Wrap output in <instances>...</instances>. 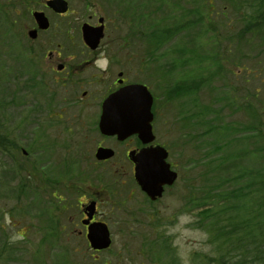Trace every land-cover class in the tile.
Masks as SVG:
<instances>
[{
  "label": "rangeland",
  "instance_id": "obj_1",
  "mask_svg": "<svg viewBox=\"0 0 264 264\" xmlns=\"http://www.w3.org/2000/svg\"><path fill=\"white\" fill-rule=\"evenodd\" d=\"M0 1L6 4L5 0ZM67 1L69 2L71 13L67 19L68 25L64 30L66 34L70 31L71 37L74 39L75 48L78 47L80 49L79 47L82 45L81 26L84 23L96 24L99 18H104L107 23V33L104 40L107 54H112L113 56V54H139L142 52L143 54L140 55L145 69H154L153 67L164 69V72H162L163 76L157 74L150 78L146 77V75L156 72L147 70L146 74L142 76L134 71L129 73L132 82L141 81L144 84H148L152 92L158 96L156 129L162 143L169 145L174 136L177 137L181 134L184 126L186 127L187 124L185 125V122L181 119L177 123V118L184 115L190 117L194 113V109L197 110V106L194 105L195 102L199 103V107L209 105L212 108H217L218 112L221 111L219 116L218 113L212 115V125L217 129L213 132L211 141H218L217 145H223L222 141L215 139L220 137L219 134L222 132L220 127L222 125L230 124L232 128H237L239 125L249 121L250 117L248 119L247 115H244L245 111L243 110L249 101L254 102L258 108L264 106V54H260L261 56L253 60L244 58V53L248 51H245V48H240L238 45L239 32L243 29L244 22L241 21V17L235 12V7L228 0H212V8H208L205 2L200 5L201 12L206 15L204 25L207 28L202 27L192 30L193 32L189 35L191 42L197 47V54L178 53L180 50L177 47L180 44L178 37L182 35L175 37L168 44L167 49L171 50L169 53L165 54L163 50L159 54H154V47L151 45V42L147 41V37L151 33L148 32L149 29H147L148 31L144 30L146 42L143 48L136 35L135 39L132 38L130 42L127 41L126 36H130L128 34V27L121 24L118 13L114 14L113 12L114 7L110 8L107 3H103L101 0ZM241 1H239L238 5H240ZM150 2L152 4L151 7H146L145 5L139 8L137 6L139 9L137 10V14L144 13L143 19L146 20L147 28L149 25L151 27V25L157 23L155 27L159 28L158 31H163L162 25L169 24L170 20L172 22L175 20L176 24L181 25L179 20L175 19V17L179 18V16L183 20L181 26L186 27L190 25L188 21L192 19L184 18L182 16L184 11L172 12L170 15L167 13L169 17H164L163 5L155 1ZM181 4L184 9L190 10L195 5L193 4V0H183ZM148 9L152 11L151 14L156 13L152 15L153 20L148 19ZM212 10L215 11L214 14ZM225 10L228 11V15L222 17V13ZM217 14V20L215 18L211 19V17ZM235 18L239 20L235 21ZM154 20H156V23ZM167 27L169 26H166V29L169 30ZM31 28L33 26L30 23L27 24V27L23 25L15 26V54L6 55L8 53H5L2 48L0 49V75L4 74L3 77L0 76L2 78V83L0 81V91L5 93L4 105L7 103L6 109H9L6 112V127L9 129L10 135L15 136V140H17L19 145V149L15 154L20 155L21 151H24L29 156L30 147L35 135L34 129L40 135L46 136L49 132L48 129L51 128V134L57 137L58 141L63 142L68 149L66 152H59V150L56 152L62 154V157L59 159H62L63 156L68 162L74 159L76 167L77 164L92 166L91 161L93 164L95 162L96 146L101 141L100 134L99 132L97 133V125L76 119L70 122L68 120L52 121L54 118L52 117L53 114L58 113L59 97H57L55 102L50 103L41 98L40 95L36 98L30 94L29 76L33 74H29L28 62L21 55L29 53L27 52L28 50L24 49V45L19 44L17 40L24 35V40L28 42L27 32ZM53 29L55 28L51 27L48 35L40 34L36 42H31L32 52H39L40 54L42 51L45 52L46 49L51 50L55 48V43L57 42ZM232 35L234 41L231 42L229 38ZM210 37H215V40L209 47L200 45V43H207ZM48 43L50 44L49 46H47ZM240 46L242 47V44ZM228 51H232V53H228ZM162 54L165 55L154 65L157 57ZM246 55L249 56L250 54ZM209 60L211 66L215 64L218 67H213L215 71H211L208 74L207 72L204 73V76H209L208 79H205L207 82L205 85L203 78H195L194 75L201 66H210ZM192 61L203 62L198 65L190 63ZM37 62L40 63V61ZM177 62L178 66H176ZM39 69L40 66L37 68L38 74L40 73ZM33 70H31L32 73ZM6 72L13 76L12 80H8L9 77H6ZM167 80L170 81V84L167 83ZM185 81H189L193 87L192 92L190 91L191 94L198 92V101H194V98L189 99L190 96L187 97V95H177L179 89L187 88V86H180ZM208 84L209 86H207ZM165 89L173 91V97L176 98L174 104L170 103L167 98L163 99L162 96L165 94ZM253 92L257 94V98L251 95ZM39 93L43 94V91L39 89ZM79 97L81 96L79 95ZM241 105L244 106L240 107ZM224 107H227V109H224ZM237 109L244 112L237 113L239 112ZM59 110L61 109L59 108ZM78 113L79 111L77 112L76 109H72L67 116L76 117ZM32 116L34 121L29 120ZM204 120H207V118L204 117ZM22 125L24 127L21 129ZM232 138L233 133L231 132V137L228 136L226 141H230ZM52 139L57 140L55 138ZM205 139L203 143L204 148L200 150L210 154L214 151V147L207 149L206 146L209 139ZM105 143L110 145L108 142ZM236 144H240V147L245 145L243 140L233 141L231 148L228 147L226 149L227 153L230 151V154H223V156L229 158V156L235 155ZM256 147L259 148L260 144L255 142V139L249 141L247 148L254 150ZM261 148H263V157L255 160L249 158L245 161H242V159L241 161H236L244 164V168L246 169L252 166H256V168L263 167L264 143H262ZM120 155H123L122 151ZM236 155H239V153ZM42 156L36 152L25 159L23 156H18L15 159V165L22 163H31L34 166L40 165L39 174H34V178L30 175L32 168L29 167L20 180H15L16 189L23 186L27 190L23 192L26 193V196L20 197L15 192V189L9 191L1 189L0 249L1 245L8 240L10 246H13L14 251L7 255L6 262L0 264H192L190 260L193 253L209 254L207 234L203 233L198 227L196 229L194 227L189 228L191 224L196 226L199 218H195V216L194 218L191 216L179 217L178 222L170 228L172 234L176 236L173 244L174 248L167 250L161 243H157L155 237H158V233H155V235L152 233L153 229L147 225V216H134L129 209L125 210V208H122L120 212H116V216H104L105 218H103L109 227L110 224L112 226L113 244L110 249L111 252H102L101 254L91 252L88 249L86 240L78 235V228L80 227H76L79 217L78 208H76L77 195L73 191L76 189L70 187L64 190L52 184L45 185L42 183L43 179L48 176ZM84 158H87L88 161L84 162ZM197 158H199L198 154L195 159ZM4 162H6V165L12 164L11 162V164L7 162V160L0 159V165ZM72 164L73 162H71ZM217 166L210 164L211 168H216ZM77 172L78 170H71L67 175H74ZM200 187L201 184H198L197 188ZM34 191H38L36 193L38 195H35ZM20 193L22 192L20 191ZM53 194L65 199L66 202L64 203L69 202V210L63 216H55L60 212L57 205L61 203L51 198ZM202 194V192L197 194V199L202 198ZM14 196L15 202L13 201ZM259 198L264 200V194L260 195V197L258 193L257 197L255 194V201L253 202L255 207L256 205L258 207ZM14 206L15 213L12 209ZM35 213L41 215H36ZM45 214H53L54 216H51L50 219V216H46ZM246 214L249 213L244 212L242 206V211L239 214L241 216L239 222L242 225V229L243 227L247 228L252 223ZM168 217L174 219L177 216ZM71 219H73L74 224L70 222ZM15 224L19 226L15 227ZM76 230L77 233H75ZM51 235H54V237H51ZM167 244L169 245V243ZM177 254L181 260L178 257H176L177 260L175 259Z\"/></svg>",
  "mask_w": 264,
  "mask_h": 264
},
{
  "label": "flooded vegetation",
  "instance_id": "obj_2",
  "mask_svg": "<svg viewBox=\"0 0 264 264\" xmlns=\"http://www.w3.org/2000/svg\"><path fill=\"white\" fill-rule=\"evenodd\" d=\"M8 1H15V25L27 26L30 23L33 26L32 29H35L34 13H44L49 20L50 27L55 28V35L57 34V27L60 28V36H62V32L64 35L68 13L58 14L54 9L48 7L47 4L51 0ZM91 25L98 27L100 24ZM106 31L107 24H105ZM40 34L46 33L41 32ZM55 44L56 50L42 51L44 54L42 52L30 54L32 57L31 66L34 69L33 73L30 74H33L30 76V94L36 98L40 95L41 98L50 103L55 102L59 97L58 107L61 110L57 108L58 113L53 114L52 121L55 122L63 120L70 122L76 119L96 124L98 128L101 122L103 104L107 98L124 87L140 82H132L129 73L134 71L140 76L146 74L140 54H113V56L112 54H101L106 47L104 43L96 52L83 45L79 54H72L67 50V39L63 36ZM39 66L40 73L38 74L37 68ZM39 89L43 91V94L39 93ZM72 109L79 111L76 117L67 116ZM157 110L158 104L156 107L153 106L155 116L153 122L155 141L153 143L142 142L138 135L120 141L115 136H103L99 133L101 141L96 146L95 162L93 164L91 161L92 166L77 164L76 167V161L73 159V164L68 167L66 165L67 159L64 156L59 159L62 154L56 153L58 150L59 152L68 151L67 146L51 134L52 129H48L49 132L46 136L40 135L34 129L35 135L30 155H34L36 152L43 155L42 161L46 166L45 171L48 176L43 179L42 183L45 185L52 184L64 190L70 187L76 189L73 190L77 195L76 208H78L79 216L76 227H80L78 228V235L86 240L91 252H94L91 250L89 240L91 229L102 223L107 224L103 220L104 216H116V212H120L122 208L129 209L134 216H147V225L153 229L154 235L165 228L166 236L173 238V240L175 238L168 231L171 230L170 225L172 223L178 222V218L167 217L164 220L163 216H195L194 137H190L187 143H181L179 136H177V139L172 143V149H169L170 146L160 141L161 138L156 130ZM29 120L34 121L33 116ZM23 127L24 125L20 128ZM159 146L168 151L167 163H169L171 171L177 175V179L172 185H165L162 188L160 197H155L159 190L158 185L152 181L146 186V191L142 189L135 178V164L132 157H136L139 153H148L151 149ZM101 148L112 149L114 155L110 159L99 160L97 152ZM121 151L123 152L122 156L120 155ZM186 152H188L187 157L185 156ZM19 156L29 157L28 153L25 154L24 151H21ZM83 161L87 162L88 159L84 158ZM144 161L154 163L155 159L146 158ZM29 166L32 168L30 175L34 178V174H39L40 165L34 166L30 163ZM68 170H78V172L74 175H67ZM53 178L54 180H52ZM156 178L157 176H151L152 180ZM37 192L34 191V194L38 195ZM51 198L61 203L57 205L60 212L55 216L66 214L69 210V202L64 203L66 200L55 194ZM45 215L54 216L53 214ZM89 216H93L91 221H89ZM110 219L113 220L112 217ZM70 222L74 224L73 219ZM111 227L110 224V232ZM94 253L101 254V252Z\"/></svg>",
  "mask_w": 264,
  "mask_h": 264
},
{
  "label": "trees",
  "instance_id": "obj_3",
  "mask_svg": "<svg viewBox=\"0 0 264 264\" xmlns=\"http://www.w3.org/2000/svg\"><path fill=\"white\" fill-rule=\"evenodd\" d=\"M103 1H107V3L110 2V4L113 2L116 4H119L120 2L128 4L126 15L130 18H135L138 15L136 10L137 4L140 3L138 0ZM182 1L183 0H158L156 2L163 5L165 12L164 17H169L167 16V13L170 15L172 12L176 13L178 11H184L182 16L184 18L192 19L188 21L190 22V25L186 27L181 26L183 24V20L180 16L179 18L175 17V19L179 20L181 25L176 24L175 20L174 22L170 20L169 24H165V26L162 25L163 31H158L159 28L155 27L157 24L156 20H154L156 24L151 25V27L149 25L147 28L146 20L143 19L144 13H140L139 17L135 18L138 19L136 20L138 28L142 30L149 29V31H147L149 33L151 32L147 37V41L151 42V45L154 47L156 52H162L164 50L165 54L169 53L171 50L167 49L168 44L175 39V37L182 35L181 37H178L180 39V44L177 45V47L180 48L178 53L197 54V47L193 45L189 35L193 32L192 30H197L202 27L207 28L206 25H204V18H206V15L201 12L200 5L205 2L207 3L208 8H212V0H193V4L195 5L191 8V10L184 9L181 4ZM228 1L233 4L235 12L238 13L239 17H241V21L244 22L243 29L239 32L238 37L239 47L243 49L245 48V51H248L244 53V58H247L248 60H253L254 58L257 59L261 56L260 54H264V0H242L240 5H238L240 0ZM151 6L152 5L149 7ZM129 12L131 14H128ZM151 12L152 11L148 9V19H152V15L156 14H151ZM214 12L215 11L212 10L213 14ZM12 15L13 12L11 9L9 11L8 8L0 2V49L2 48L5 53H8L6 55L15 54V23ZM227 15L228 11L225 10L222 13V17H226ZM217 16L218 14L211 17V19L215 18V20H217ZM236 20L239 19L235 18V21ZM166 26H169L167 27L169 30L166 29ZM140 33L141 36H145V33ZM142 38L144 39V37ZM229 39L231 42L234 41L233 35L230 36ZM214 40L215 37H210L208 38L207 43H200V45L209 47ZM144 41L146 42V40ZM241 44L242 47L240 46ZM228 53H232V51H228ZM246 54H250L251 56ZM21 55L27 59V55ZM194 62L199 65L203 61ZM191 63H193V61ZM213 67L218 66L215 64L212 66L210 64V66L207 67L201 66L198 68L194 77L203 78L204 84L206 85L207 82L205 79H208L209 76H204V73L207 72L208 74L211 71H215V68ZM5 75L6 77H9L8 80H12L11 78L13 76L11 74L6 72ZM0 76L3 77L4 74L2 73ZM13 80L15 79L13 78ZM0 81L2 83L1 77ZM167 83L170 84V81L167 80ZM180 86H187V88L179 89V92L177 91L178 96L187 95V97L190 96L189 99L194 98V101H198V92L191 94L193 87L189 81H185ZM207 86H209V84ZM4 94L5 93L0 91V159H4L5 161L7 160V162H11L12 164L10 163L11 165H6V162H4L0 165V192L1 189L5 191L15 189V192L21 197L26 196V193L23 192H26L27 190L24 189L23 186L20 187L22 188L21 190L20 188L16 189L15 180H20L21 176L27 172V169L30 166L28 163L15 165V159L19 156L15 154V149H19V145L17 140H15V136L10 135L9 129L6 127V112L9 109H6L7 103L4 105ZM251 95L254 98H257V94L255 92ZM162 97L163 99L167 98L172 104L176 101V98L173 97L172 90L168 91L165 89V94H163ZM198 104V102H195L194 105L197 106V110L194 109V113L191 114L190 117H186L184 115L183 121H186V129H193L196 150L202 157L201 160L196 162V167L204 168V170L206 167V171H210H205V173L203 172L201 181H199L201 186H203L199 192L204 193L206 197V199L204 197L205 202L203 201V194L202 198L196 200L197 207L200 210L202 209L200 213H198L199 220L197 221V227L201 229L203 233L207 234V241L209 245L207 247L209 248V254L195 253L194 262H196V264H264V200L259 198L258 207L256 205L257 208L253 203L255 201V194L256 197L257 193L259 197L264 194V166L261 168L252 166L250 168L247 167L246 169L244 168V164L237 162L239 160L241 161V159L242 161H245L249 158L255 160L263 157V148H261V145L264 143V106L258 108L252 101H249L245 106L241 105L240 107H245V109H243L245 112H241L237 109L239 110L237 113L244 112V115H247L248 119L250 117L249 121L239 125L237 128H232L230 124L222 125V127H220L222 130L219 134L220 137L214 138L222 141L223 143H221L223 145H217L218 141H211L213 136L212 134L217 129L214 125H212V115L218 113L219 116L221 111L218 112L217 108H212L209 105L199 107ZM204 117H206L207 120H204ZM210 117H212V119H210ZM192 119H194V121ZM186 132L188 133V131ZM231 132L233 133L232 140L226 141L228 136L231 137ZM205 138L209 139L206 148L212 149V147H214V151L210 154L204 153L200 150L204 148L203 143L206 140ZM252 139H255V142L260 144V149L258 147L254 150L247 148L249 141ZM237 140H243L245 145L240 147V144H236V150L234 151L235 155L231 157L229 156V158L224 157L223 154H230V151L227 153L226 149L228 147L231 148L233 141ZM31 149L32 145L30 147V150ZM237 153H239V155H236ZM214 156H216L215 161H217L215 165L218 166L216 168H211L207 163H209L210 158H213ZM215 182L217 183L214 185L213 183ZM256 188L258 189L256 190ZM19 190L22 193H20ZM13 199L15 202V196ZM207 203L208 205H212L210 209L209 207H205ZM242 206L244 212L249 213L246 215L252 222L247 226V228L243 227V229L241 228L242 225L239 222L241 217L239 214L242 211ZM12 209L14 211L15 206ZM6 217L8 216L6 215ZM49 218L51 219V216ZM16 226L19 225L15 224V227ZM51 237H54V235H51ZM21 238L23 239V237ZM46 239H48V237H46ZM13 251V246H10L9 241L6 240L1 245L0 263L6 262L7 255L11 254Z\"/></svg>",
  "mask_w": 264,
  "mask_h": 264
},
{
  "label": "water",
  "instance_id": "obj_4",
  "mask_svg": "<svg viewBox=\"0 0 264 264\" xmlns=\"http://www.w3.org/2000/svg\"><path fill=\"white\" fill-rule=\"evenodd\" d=\"M57 13H66L68 10L67 2L56 0L48 4ZM102 22V20H101ZM41 29H47V22L40 25ZM103 27L93 29L84 27L83 39L84 42L92 49H96L100 40L103 37ZM35 32L30 33L35 37ZM152 105L153 96L144 86H130L110 96L104 104V113L102 116L101 130L108 136L117 135L119 140H124L132 135H138L144 143H149L154 140L152 131ZM111 152L100 150L98 159H106L111 156ZM167 153L164 149H152L148 153H140L136 157H132L136 164V179L144 187L147 185V176L152 174L163 173L156 182L162 184L171 183L174 178H169L167 175L168 165L165 163ZM154 158L159 159L157 163H146L144 159ZM90 239L95 249H105L110 245L109 233L106 226H103L100 231L92 230Z\"/></svg>",
  "mask_w": 264,
  "mask_h": 264
}]
</instances>
